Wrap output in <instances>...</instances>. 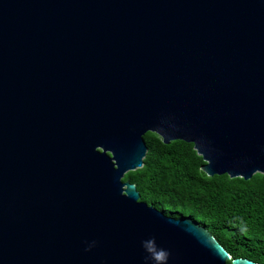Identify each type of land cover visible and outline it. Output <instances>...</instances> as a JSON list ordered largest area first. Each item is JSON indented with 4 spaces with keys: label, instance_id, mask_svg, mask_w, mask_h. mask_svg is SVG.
I'll list each match as a JSON object with an SVG mask.
<instances>
[{
    "label": "water",
    "instance_id": "1",
    "mask_svg": "<svg viewBox=\"0 0 264 264\" xmlns=\"http://www.w3.org/2000/svg\"><path fill=\"white\" fill-rule=\"evenodd\" d=\"M147 130L264 171V0H0V264H264L138 199Z\"/></svg>",
    "mask_w": 264,
    "mask_h": 264
},
{
    "label": "trees",
    "instance_id": "2",
    "mask_svg": "<svg viewBox=\"0 0 264 264\" xmlns=\"http://www.w3.org/2000/svg\"><path fill=\"white\" fill-rule=\"evenodd\" d=\"M142 138L146 149L141 165L122 176L134 184L138 199L165 214L191 217L230 256L264 263V171L248 178L208 175L191 142H162L149 130Z\"/></svg>",
    "mask_w": 264,
    "mask_h": 264
},
{
    "label": "clouds",
    "instance_id": "3",
    "mask_svg": "<svg viewBox=\"0 0 264 264\" xmlns=\"http://www.w3.org/2000/svg\"><path fill=\"white\" fill-rule=\"evenodd\" d=\"M153 259L158 261L159 260V256H154Z\"/></svg>",
    "mask_w": 264,
    "mask_h": 264
},
{
    "label": "flooded vegetation",
    "instance_id": "4",
    "mask_svg": "<svg viewBox=\"0 0 264 264\" xmlns=\"http://www.w3.org/2000/svg\"><path fill=\"white\" fill-rule=\"evenodd\" d=\"M229 256H230V254H229Z\"/></svg>",
    "mask_w": 264,
    "mask_h": 264
}]
</instances>
